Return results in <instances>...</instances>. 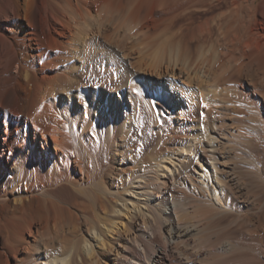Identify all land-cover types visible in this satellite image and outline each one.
I'll return each instance as SVG.
<instances>
[{"label": "bare ground", "instance_id": "6f19581e", "mask_svg": "<svg viewBox=\"0 0 264 264\" xmlns=\"http://www.w3.org/2000/svg\"><path fill=\"white\" fill-rule=\"evenodd\" d=\"M0 264H264V0H0Z\"/></svg>", "mask_w": 264, "mask_h": 264}, {"label": "rangeland", "instance_id": "374dc122", "mask_svg": "<svg viewBox=\"0 0 264 264\" xmlns=\"http://www.w3.org/2000/svg\"><path fill=\"white\" fill-rule=\"evenodd\" d=\"M1 142H3V139H1Z\"/></svg>", "mask_w": 264, "mask_h": 264}]
</instances>
